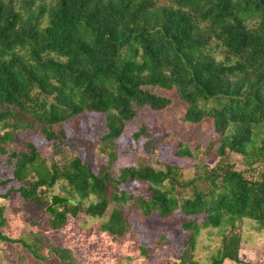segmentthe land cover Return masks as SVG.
<instances>
[{
    "label": "trees",
    "instance_id": "16d2710c",
    "mask_svg": "<svg viewBox=\"0 0 264 264\" xmlns=\"http://www.w3.org/2000/svg\"><path fill=\"white\" fill-rule=\"evenodd\" d=\"M172 96L185 106L183 124L211 123L205 150L183 142L175 149L176 157L198 161L194 177L186 179L175 164L115 172L128 125L143 110H168ZM87 114L104 118L99 143L109 160L96 167L63 155L72 140L65 125L73 121L80 133ZM35 130L55 154L21 137ZM158 131L141 124L133 137L152 141ZM135 183L146 193L124 188ZM57 187L70 202L50 213ZM15 194L40 231L6 235L0 203V241L39 261L48 250L75 264L71 250L44 230L110 212L102 230L114 239L132 233L135 219L183 217L186 237L173 264H243L244 222L264 230V0H0V198ZM208 229L220 230L221 244L202 263L196 250ZM140 249L147 257L154 252Z\"/></svg>",
    "mask_w": 264,
    "mask_h": 264
},
{
    "label": "rangeland",
    "instance_id": "374dc122",
    "mask_svg": "<svg viewBox=\"0 0 264 264\" xmlns=\"http://www.w3.org/2000/svg\"><path fill=\"white\" fill-rule=\"evenodd\" d=\"M172 107L164 112H154L149 109L140 112L138 121L128 125L123 137L118 142L119 153L113 168L117 172L121 167L129 165H152L163 169L167 164H175L183 169L186 179L194 177L197 160L179 158L175 156L178 142L189 145L192 150L197 147L205 150L213 140L211 123L206 122L198 126L185 125L181 116L185 106L177 96H172ZM104 118L99 114H87L80 118V133L75 129L72 121L65 125L68 135L72 138L63 155H80L94 167L101 162H108L109 157L101 153L99 143ZM141 124H147L150 130L157 125L161 131L152 141L141 139L137 142L134 133ZM166 129L168 135L162 130ZM22 138H30L43 149L46 156L55 154L52 146L42 138L39 130L24 132ZM60 157V155H58ZM206 163L215 166L216 159ZM238 168H243L240 156L234 155ZM124 188L136 192L146 193L144 184L135 183ZM59 188H56L58 195ZM0 203L6 206L8 220L4 233L12 238H20L30 232H39L40 228L33 227L24 216L23 199L15 194L13 198L2 199ZM110 213V212H109ZM109 213L103 217H90L85 214L78 218H70L68 225L62 230H44V233L55 245L71 250L75 264H173L178 261L179 252L184 246L186 234L182 230L181 216L163 221L159 217L132 221V233L114 239L102 230V224ZM257 224L246 220L243 227L244 243L240 252L243 264H264V230H255ZM221 244V233L218 229L204 230L199 237L196 259L202 263H209ZM141 246L154 248L149 256L142 254ZM46 261H39L23 250L21 245L0 241V264H63L54 254H49ZM224 264H237L227 260Z\"/></svg>",
    "mask_w": 264,
    "mask_h": 264
},
{
    "label": "water",
    "instance_id": "95a60500",
    "mask_svg": "<svg viewBox=\"0 0 264 264\" xmlns=\"http://www.w3.org/2000/svg\"><path fill=\"white\" fill-rule=\"evenodd\" d=\"M65 202H70L69 198L66 197H62L60 195H53L51 197V204L49 205V207L47 208V211H49L50 213H53V208L59 204L65 203Z\"/></svg>",
    "mask_w": 264,
    "mask_h": 264
}]
</instances>
